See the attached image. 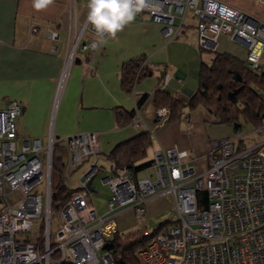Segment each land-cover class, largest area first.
<instances>
[{
	"label": "built area",
	"instance_id": "2783aa9c",
	"mask_svg": "<svg viewBox=\"0 0 264 264\" xmlns=\"http://www.w3.org/2000/svg\"><path fill=\"white\" fill-rule=\"evenodd\" d=\"M149 2L159 10L144 12L161 25L164 36L174 38L184 24L186 12L192 11L198 19L200 48L216 51L218 35L224 33L231 41L245 44V61L250 68L264 70V24L251 14L218 0ZM88 27L93 37L82 48L95 52L97 48L91 45L100 38L92 25L88 23ZM31 31H38V27L31 26ZM43 33L50 40L59 37L58 31L49 26L43 27ZM169 79L170 74L164 73L159 89L165 88ZM20 112L16 101L0 109V264H113L112 252L104 243L117 231L120 210L131 209L135 217H144L147 202L164 194L171 195L179 217L154 234L150 229L143 231L151 235L137 251L139 264H264V138L250 146L237 144L243 136L237 129L231 136L211 140L210 163L203 172L183 163L188 153L175 147L154 151L141 177L129 168L111 165V174L101 179L109 185L111 195L106 213L100 214L91 196L92 179L100 170L95 159L99 151L96 133L80 131L63 139L50 133L45 145L38 138L18 143L16 118ZM168 115L166 107H159L153 126L137 114L131 123L153 134ZM183 119L188 120L189 115ZM254 131L263 133L264 122ZM54 143L66 149L62 179L66 190H71L52 234ZM198 189L207 192L204 205L196 202Z\"/></svg>",
	"mask_w": 264,
	"mask_h": 264
},
{
	"label": "crops",
	"instance_id": "0c3cea01",
	"mask_svg": "<svg viewBox=\"0 0 264 264\" xmlns=\"http://www.w3.org/2000/svg\"><path fill=\"white\" fill-rule=\"evenodd\" d=\"M218 1L235 6L264 24V0ZM87 3L88 0H55L46 10L37 11L32 0H0V109L10 101L20 105L16 127L21 141L38 138L45 145L50 133L63 139L80 131L95 132L99 142L96 164L102 156L110 169V150L139 132L131 120L123 121L126 113L136 108L137 99L147 93L135 114L153 126L157 108L152 93L160 88L163 74H170L166 90L188 96L197 86L192 69L197 63V69L202 62L209 63L213 52L199 47L198 19L192 11L186 12L184 24L174 38L164 36L161 25L143 12L116 37H105L107 43L90 52L82 48L93 37L88 27ZM31 26H37L38 31L32 32ZM44 26L57 30L58 39L46 38ZM217 45L216 51L245 61L244 43L231 41L220 33ZM74 47L72 58L65 65ZM142 59L148 65L146 74L131 91L124 90V65ZM185 114L189 115L188 120L183 119ZM235 131L232 124L213 123L206 113L185 111L179 119L158 125L149 147L152 154L169 147L184 149L188 154L183 163L203 172L210 163V141L231 136ZM150 159L145 157L143 161ZM163 203L172 204L170 194L149 200L146 214L149 216ZM135 218L131 209H121L117 230L129 229Z\"/></svg>",
	"mask_w": 264,
	"mask_h": 264
},
{
	"label": "trees",
	"instance_id": "16d2710c",
	"mask_svg": "<svg viewBox=\"0 0 264 264\" xmlns=\"http://www.w3.org/2000/svg\"><path fill=\"white\" fill-rule=\"evenodd\" d=\"M209 63L202 62L198 70V82L194 91L188 95L173 94L163 89L155 90L153 103L156 108L166 107L169 115L166 121L179 119L185 111L202 106L213 123L232 124L239 129L242 123L254 127L264 122V70L250 68L246 61H241L226 52L212 51ZM129 62L123 67L121 85L126 91H131L135 82L141 79L148 70L146 62ZM147 93L142 94L136 101V108L126 113L123 121L132 120L135 111L147 99ZM152 134L141 130L135 135L116 144L108 153V158L114 168L126 167L136 174L150 166L152 159L144 160L146 150L151 144ZM59 154L55 155V151ZM66 149L63 145L54 143L52 148L51 165V208H59L67 199L71 189L66 190L62 179L63 157ZM52 173L57 179L56 189L52 188ZM198 205L207 202V192L204 189L196 191ZM163 224L150 230L156 233ZM114 232L106 238L104 247L110 249L114 258L113 264H139L137 251L144 247L150 235L143 231ZM61 264H73L69 261Z\"/></svg>",
	"mask_w": 264,
	"mask_h": 264
},
{
	"label": "rangeland",
	"instance_id": "374dc122",
	"mask_svg": "<svg viewBox=\"0 0 264 264\" xmlns=\"http://www.w3.org/2000/svg\"><path fill=\"white\" fill-rule=\"evenodd\" d=\"M176 21H178V19H176ZM217 48H218V45H217ZM204 51H207V50H204ZM263 64H264V62H263ZM263 67H264V65H263ZM197 68H198V63L192 69L194 84H197V82H198L197 72L199 69H197ZM191 78H192V75H191ZM189 111L191 113H206L207 115H209V113L205 112V110L202 106H198L195 109H191ZM209 116H211V115H209ZM218 126L221 128H225V126H222V125H218ZM238 128H239V131L241 132V134H243V136H242L241 141H238L237 144H245L247 146H250V145H254L255 142L264 138V132L263 133H257L256 131H254L255 127L250 125V124L243 122L242 125ZM231 132L232 131L229 128L228 134H231ZM217 138H221V137H217ZM20 141H21V139L19 140L17 137V142L19 143ZM210 149H211V144H209V150ZM57 154H59L58 150L55 151V155H57ZM152 155L153 154L151 152V148L149 147L147 152H146L145 157L147 159H150L152 157ZM41 157H42V159H44L43 155H41ZM97 161H98V165L102 166V167H99L100 170H98L95 173V175L92 179V188L94 190L92 191L91 196H92L93 204L96 206L98 212L100 214H105L107 201L110 198L111 192H110L109 185L106 183H103L101 179L104 176L110 175L111 171L109 169V162L107 159L100 156ZM86 164H87V162L84 163L83 165H81L78 168V170L76 171V174L72 175V178H75V176H77L79 174V171L83 170V168L85 167ZM144 172H145V169H142L136 173V176L141 177L144 175ZM149 172H150V175L152 176L153 170L150 169ZM67 185L70 186L71 183L67 182ZM56 186H57L56 175H55V173H52V188L56 189ZM60 209H61V206L57 209L50 207V228H51L52 234L55 232V228L59 225V223L61 221ZM178 217L179 216H178V213L174 207L173 201H172V204L171 203L170 204L163 203L162 206H160L158 210H156L155 212H153L149 216H148V214H145L144 217H141V218L136 217L135 218L136 222H134L132 224V226L129 229L125 230L124 232H129V231H133V230H137V229L140 230L142 227L152 230L155 227H157L159 224H163L162 227H165V226H168V225L174 223L175 221H177ZM53 257H54V255H53Z\"/></svg>",
	"mask_w": 264,
	"mask_h": 264
},
{
	"label": "clouds",
	"instance_id": "9594fccd",
	"mask_svg": "<svg viewBox=\"0 0 264 264\" xmlns=\"http://www.w3.org/2000/svg\"><path fill=\"white\" fill-rule=\"evenodd\" d=\"M54 3L55 0H32V7L37 11L46 10ZM87 9V21L100 38L92 43L94 49L107 43L105 37H116L140 13L159 10L149 0H88Z\"/></svg>",
	"mask_w": 264,
	"mask_h": 264
},
{
	"label": "water",
	"instance_id": "95a60500",
	"mask_svg": "<svg viewBox=\"0 0 264 264\" xmlns=\"http://www.w3.org/2000/svg\"><path fill=\"white\" fill-rule=\"evenodd\" d=\"M88 184H90V182Z\"/></svg>",
	"mask_w": 264,
	"mask_h": 264
}]
</instances>
